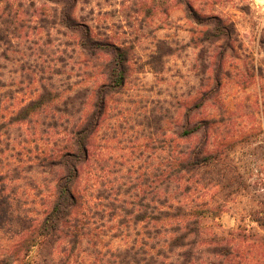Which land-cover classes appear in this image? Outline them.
<instances>
[{"label":"rangeland","instance_id":"374dc122","mask_svg":"<svg viewBox=\"0 0 264 264\" xmlns=\"http://www.w3.org/2000/svg\"><path fill=\"white\" fill-rule=\"evenodd\" d=\"M67 1L0 0V264H17L51 211L54 164L99 95L68 226L80 242L52 258L34 248L27 264H158L170 205L217 209L208 236L264 237V0ZM199 149L213 160L191 170Z\"/></svg>","mask_w":264,"mask_h":264},{"label":"trees","instance_id":"16d2710c","mask_svg":"<svg viewBox=\"0 0 264 264\" xmlns=\"http://www.w3.org/2000/svg\"><path fill=\"white\" fill-rule=\"evenodd\" d=\"M53 2L62 5H65L66 2L69 4L67 0H53ZM73 8L70 5V10ZM189 10L194 17H197L191 6H189ZM72 18L69 11L65 12L63 22L67 27L71 26ZM89 38L90 36H88V41H85L87 49L92 47L90 44L92 41ZM123 81V74L118 75L115 79V83L118 85H121ZM104 106L105 95H99L96 104L98 111L91 115L87 128L78 134L77 140L72 143V150L65 155V158L54 164L63 173V178L57 185L56 200L42 224L22 244L26 253L23 257L16 258L17 264H27L26 259L34 248L40 249L39 251L44 250V252L46 249H50L48 254L52 258L55 246L61 244L66 238H70V243L78 244L80 242L81 229L78 225H74L75 231L72 232L68 226H70L72 216L79 205L75 187L80 178V167L89 157L88 139L99 126ZM199 129L196 127L186 134L194 136ZM194 155L197 156L190 164L193 168L191 170L200 169L207 165L209 160H213L212 155L205 156L204 150L194 151ZM217 211V209L188 208L182 205H170L168 209H162L158 216L160 226L156 229V234L163 239L157 249L158 257L162 258L158 264H248L252 260L256 261V264H264L263 236H248L242 232L235 235L229 233L228 237L219 233L209 236L204 233L203 222L210 218L217 219L219 215V211ZM173 220L181 222L173 224L171 223ZM255 221L264 231V217H259ZM250 237L255 241L246 248L244 244H249ZM154 249L156 248L154 247ZM175 250H180L177 253L179 259L168 262L171 258L169 255L176 254ZM253 250L258 252V256L250 258ZM131 251L135 253L134 260H136L139 253L134 248ZM205 252L211 255L207 260L204 258Z\"/></svg>","mask_w":264,"mask_h":264}]
</instances>
